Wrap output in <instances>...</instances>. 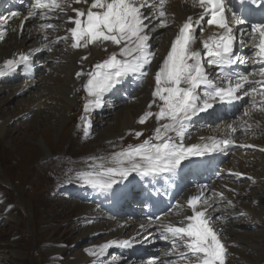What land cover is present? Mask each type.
Returning a JSON list of instances; mask_svg holds the SVG:
<instances>
[{
	"label": "snow or ice",
	"instance_id": "snow-or-ice-1",
	"mask_svg": "<svg viewBox=\"0 0 264 264\" xmlns=\"http://www.w3.org/2000/svg\"><path fill=\"white\" fill-rule=\"evenodd\" d=\"M81 2L88 5L87 9L74 8L75 16L69 17V22L74 25L68 30L71 47L76 49L94 45L101 46L106 51L105 42L120 47L119 53L114 52L107 60L94 65L92 72L76 73L77 78L82 75L88 77L84 89L87 96L93 99L86 101L84 105L87 113L90 105L100 106L104 94L129 74L147 75V67L155 58L148 43V32L151 30L149 26H166V0H153L152 3L149 0H91L90 3L89 0H30L31 10L28 11L27 18L37 16L39 10L40 18L47 19L44 10L63 13L70 4ZM249 2L264 9V0H259V3L257 0ZM244 3L245 0H240L241 5ZM192 5L201 10L198 17L193 20L189 16L182 24L171 42L167 56L155 72V88L152 92L154 99L148 108L151 109L158 99L162 101L158 105L159 111L155 114L146 112L138 121L143 124L147 117L155 115L158 126L153 137L112 154L113 166L94 164L90 166L93 171L77 176L78 180L101 194L125 195L126 182L133 174L149 177L160 173H175L191 157L203 156L208 151L216 150L221 144H230L232 141L229 139L214 140L211 144L203 145L185 146L183 143L185 129L192 117L208 112L217 103H231L246 97L251 101V109L245 111V116H250L252 110L264 111V19L249 22L246 15L241 16L235 11L232 0H192ZM18 16V12H9L8 17L0 15V26L6 27L9 19ZM153 20H157L158 24H153ZM23 24L24 21L21 22V29ZM245 24L249 27L244 28ZM205 26L212 31L200 40L202 54L201 49L195 45L197 29L202 37ZM41 27L51 29L55 25L49 23ZM237 33H240L242 43L250 42L251 59L254 64L259 65L258 72L225 71V66L237 63L246 66L248 63V60L234 54ZM3 36L4 33L0 32V40ZM244 37H247L246 41ZM58 39L67 42L69 37ZM30 55L20 54L18 60H6L5 67L12 70L19 64L27 67ZM118 56L121 58L118 59ZM87 58L81 57L82 60ZM205 65L220 69L215 79ZM3 75L5 72L0 70V76ZM256 75L260 77L259 80L250 79ZM84 119L82 116L81 120ZM232 130L236 131L234 127ZM140 135L142 133H136L137 137ZM220 196L223 197V193ZM231 203L229 200L228 204ZM187 206L191 214L186 215L178 224L162 225L161 239L171 240L173 249H176L179 242L185 249L181 258L187 260L188 264H225V246L208 215V209L212 205L207 199L202 200L200 195H193L187 200ZM111 243L100 246L99 254H103ZM121 245L130 246V241H122ZM91 254L97 255L96 252Z\"/></svg>",
	"mask_w": 264,
	"mask_h": 264
},
{
	"label": "bare ground",
	"instance_id": "bare-ground-1",
	"mask_svg": "<svg viewBox=\"0 0 264 264\" xmlns=\"http://www.w3.org/2000/svg\"><path fill=\"white\" fill-rule=\"evenodd\" d=\"M167 7L169 8L170 12L174 13L176 20H183L185 15L190 14L194 10V7L190 5L189 0H169ZM150 28L151 30L149 34L152 35L151 41L154 39L152 43L155 45L154 49L156 56L158 57L160 52L167 55L166 49H163V47L165 46L164 44L170 39L168 34L169 29L156 34V29L158 27ZM209 30V28L206 29V31ZM205 36H207V32L203 33V36L200 37L205 38ZM38 40H40L38 29H36L32 23L26 25L21 33H19L17 29L15 32L9 31L8 35L0 43V62L4 58L11 56L13 51L29 50L33 47L39 46L41 42H38ZM54 54H57L59 63L54 64L50 61ZM80 56H87L88 58L86 60H82L80 59ZM96 56H102L100 46L89 45L82 50L72 53L66 49H55L54 53H48L44 57V60L47 61L46 66H49L48 73L46 75H44L45 70L41 69L39 72H37L33 81L29 80L14 83L12 85H1L0 98H2L4 93H8L7 95H4V98L8 100L7 107L12 108L11 111L15 110V107H18L19 105L25 108V106L29 104L33 109V112H30L32 114L31 117H35L34 120L39 122L45 119L43 122L47 123L48 118L52 119L55 115H57V117L54 118V129L56 131L67 120L66 111L69 112L73 107L74 102L77 101L76 90L79 78H77L76 74L74 73L82 72V66L77 65L75 62L80 61L84 66L89 64L91 59ZM51 71L53 74H50ZM61 74L62 77L58 76ZM212 74L213 73H210V75ZM41 81L45 84V86H41ZM151 85V81L147 79L146 83H144L142 86L143 88L133 94V97H136L134 102L130 103L131 101H125L116 104V108L120 106L116 114L117 123L108 127L104 126L105 131L103 132L102 130V132L97 137L99 141L104 139L103 143H113V141L116 140L117 137L121 136L124 131L127 129H132L135 126L134 118L137 115H141L145 111L150 110L146 104L152 100L151 95H149V91L152 90ZM24 88L29 89L27 91L20 92V90ZM47 90L49 91L50 95L45 99L38 100L41 96V93ZM13 102L15 104L10 106L9 103ZM58 106L60 107L56 108ZM24 110L28 109H21L19 112L14 114L23 113ZM104 112L108 111L105 109ZM13 116L16 115H10L9 117L3 119L2 115L0 114V138L6 141L8 144L10 140L8 138L9 130L7 127V122L11 120L10 118ZM104 119L105 118H103L102 121ZM229 123H231L232 127H229ZM147 124L149 123H146V125ZM92 125L94 128V124ZM97 125H100V122L95 124V128H97ZM249 125H251V127H249ZM233 127L236 129V131L232 130ZM221 132H223L225 136L228 137L236 135L238 137L243 136L254 141L257 139L256 141L262 143L264 146V111L252 110L250 116H245L242 111L236 117L223 121H216L207 125L206 128L200 130L197 134L204 136L206 139L209 135L215 137ZM193 139H195V137ZM38 143L41 146L43 154H49V151L43 140L39 138ZM251 157L253 159L252 161L250 160ZM225 163L228 167H238L241 170L249 171L257 176L256 189H251L250 191H247L246 188L241 185V183L230 182V184L236 187L239 191L234 198L230 197L232 199L231 204H228V201L226 200V196H230L231 193H226L224 189H222V186L225 184L224 181H216L212 186L208 187V189H213L215 192H217L214 196L208 194V197L202 198V200L207 199L208 203L212 205V207L208 209V215L212 218V224L219 233V238L223 240L222 244L226 249L225 264H235L236 261L240 263L243 258L240 256V254L244 247H247L246 249L250 248L252 251L257 250L259 253L258 255L261 257L260 260L264 262V181L259 180V177L264 176V152H252L247 153L246 155L238 154V156H233L232 160H226ZM197 190L198 188L188 189V192L185 193V196L194 194ZM221 192L224 193V199H219L217 197ZM249 192H252L251 194L254 198H259L260 206L256 209H251L249 206H245L246 211L250 214L251 221H253L254 224L260 223V225L263 226V230L259 238L251 239L250 242H247L246 233L237 234L235 236L236 229L230 226L233 223L232 221L228 220V217L232 213L245 210L237 209L236 206L243 203L242 201L245 193ZM253 192L256 193L255 196L253 195ZM69 193L70 195H73V197H76L77 191H69ZM69 197L68 199H71ZM69 202L71 203L70 205H72V207L77 210V213L81 218L77 229L75 230L76 235L83 237L86 240L88 239L87 237H91L92 239L91 241L87 240V243L83 245L84 248H79L76 250L74 255L71 256L65 263H61L59 261V255L54 254L52 264H81L82 262L88 260H92V264H149L146 259L147 257L144 259L140 257V260L135 263L136 260H131V258H128L129 255L120 253L118 249L104 251L103 255L99 256L103 257L101 260H99L102 262L93 261L96 255L91 254L93 252L98 254L100 246L104 245L107 241L115 240L116 238L128 240L130 241L131 245H139L142 241L147 240V235L151 232V230L148 231L151 225L149 222L135 217L130 218L128 215L114 219L111 215L104 213L103 208L98 209L92 203L83 204L78 197L76 201L71 199ZM199 206L200 205H198V207ZM186 207L188 215H190L191 210L188 208L187 204ZM228 212H230L229 215H227ZM217 217H219V219H217ZM10 219L12 221H17L19 218L12 215ZM74 226H76V224ZM129 238L138 240L134 241ZM236 241L238 243L239 241L242 242V244L240 243L241 247ZM48 249L51 250V248ZM16 252L19 254L18 251ZM128 254L130 253L128 252ZM20 255L22 256V254ZM161 259L167 261V258H165V252L160 255L158 261L160 262ZM167 264L176 263L172 261L169 262L168 260Z\"/></svg>",
	"mask_w": 264,
	"mask_h": 264
},
{
	"label": "rangeland",
	"instance_id": "rangeland-1",
	"mask_svg": "<svg viewBox=\"0 0 264 264\" xmlns=\"http://www.w3.org/2000/svg\"><path fill=\"white\" fill-rule=\"evenodd\" d=\"M166 48L167 45L163 47V49ZM161 56L160 52L158 57L155 56V59L159 60ZM109 57L108 51H104L99 58L104 61ZM95 58L93 62L96 61ZM47 73L48 71L44 75ZM50 74L53 72L51 71ZM58 76L62 77V74ZM86 81L81 82V88H78L76 94L77 101L74 102L69 112L66 111L67 120L56 131L54 118L57 115L52 119L48 118L47 123L43 122L45 119L39 122L34 120L35 117H31L30 112H33V109L29 104L25 106L28 109L24 110L25 113L14 114L25 108L19 105L11 111L12 108L7 107L8 100L4 98V95L8 93H4L0 98L2 118L16 115L7 122L9 144L0 138V188L2 190L0 191V264H52L54 254H58L59 261L65 263L76 250L84 248L83 245L87 243V240L91 241L92 239L87 237L86 240L76 235L75 230L81 218L69 201L71 199L76 201L77 196L69 195L71 199L63 197L58 184L67 181V179H69L68 181L77 180L75 176L84 173L81 169L84 168L83 159L89 158L90 153H97L107 148L109 142L103 143L104 139L99 141L97 137L102 130L105 131L104 126L108 127L117 123L116 114L120 106L115 107L110 115L107 112L103 121L98 119L95 122V124L100 122L97 128L95 125L94 128L91 125L94 136L85 137V131L82 129L84 120L82 121L81 117L88 118L84 111V105L87 100L93 99L87 96L84 89ZM41 86H45L42 81ZM28 89H21L20 92ZM49 95L48 90L43 91L38 100L45 99ZM133 98V101H127L132 103L136 97ZM14 104V102L9 103L10 106ZM78 112L80 116L76 118ZM132 129L147 130V127L140 125L139 128L136 125ZM132 129L124 131L121 136L117 137V140L124 138L122 144L137 141L138 139L132 137ZM39 138L43 140L49 154H43L38 143ZM117 140H114L113 143ZM241 185L247 191L256 189V182L252 186L249 185V181L245 184L241 183ZM248 185L251 187L248 188ZM251 193H245L243 203L237 208L245 209L243 211L247 215L240 216L237 215L238 212L231 215H229L230 212L227 213L228 220L233 223L230 226L236 229L235 236L246 233L247 242L259 238L263 230L260 223L254 224L251 221L250 214L246 211L245 206H249L251 209L260 206L259 198H254ZM253 195L255 196L256 193L253 192ZM218 198L224 199V193L223 197ZM9 203H13L14 207L9 206ZM98 209L101 208L98 207ZM12 215L19 219L12 221L10 219ZM75 224L76 226H74ZM133 238L129 239L138 240ZM240 243L242 244L240 241L237 242V244ZM246 248L244 247L240 254L243 257L242 261L240 263L236 261L235 264H262L263 261L260 260L261 257L257 250L252 251V249ZM115 249H118L122 254L130 255L119 248ZM93 261L95 260L93 259ZM81 264H92V260Z\"/></svg>",
	"mask_w": 264,
	"mask_h": 264
}]
</instances>
